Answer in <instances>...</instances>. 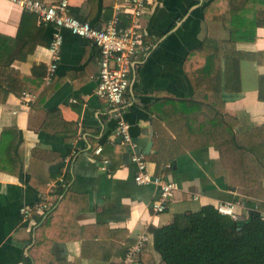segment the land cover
<instances>
[{"label": "crops", "instance_id": "1", "mask_svg": "<svg viewBox=\"0 0 264 264\" xmlns=\"http://www.w3.org/2000/svg\"><path fill=\"white\" fill-rule=\"evenodd\" d=\"M67 1L71 14L97 28L122 2ZM236 10L237 0H158L142 18L145 53L133 67L125 119L148 172L179 187L169 209L156 215L159 190L135 182L113 111L95 93L99 48L63 30L56 75L46 85L54 28L21 4L0 0V72L20 76L17 92L0 102V264H120L141 232L220 202L244 203L235 209L243 220L251 203L264 216V179L247 197L213 167L220 157L213 137L218 112L229 126L237 121L233 132L243 142L259 151L264 144V27L247 41L253 11L238 12L244 25ZM33 44L24 59L20 48ZM99 146L102 154L93 155ZM44 200L54 204L49 215L22 218L21 208ZM151 235L139 264H162Z\"/></svg>", "mask_w": 264, "mask_h": 264}, {"label": "trees", "instance_id": "2", "mask_svg": "<svg viewBox=\"0 0 264 264\" xmlns=\"http://www.w3.org/2000/svg\"><path fill=\"white\" fill-rule=\"evenodd\" d=\"M246 8L253 11V14L251 19H248L249 28L244 37L253 42L257 29L264 27V0H237L235 12ZM237 16L238 21L246 25V18L239 13ZM226 23L223 24L227 28ZM231 33L232 37H235L233 42H237L236 32L231 30ZM34 48L35 44L20 48L22 57L25 59ZM240 60L239 56L236 59L238 78ZM11 63L12 60L7 65L10 66ZM2 65L1 63L0 71ZM16 75L19 76L11 69L9 78L0 72V102L3 104L11 93L17 92L20 76ZM231 121L232 126L227 125L220 113H216V125L213 124L216 131L213 137L220 157L213 163V167L219 169L218 175L226 179L229 187H236L241 195L251 197L258 194V181L264 179V144L260 145L262 151H259V146L252 145L251 141L243 142V136L233 132L237 121ZM251 135L252 133L247 135V138ZM65 191L62 188L58 193L63 195ZM217 204L204 206L197 213L177 215L174 222L168 226L151 228L155 250L160 254L162 264H264L263 214L250 210L248 218L240 227L239 220L221 215ZM251 204L247 205L254 208Z\"/></svg>", "mask_w": 264, "mask_h": 264}, {"label": "built area", "instance_id": "3", "mask_svg": "<svg viewBox=\"0 0 264 264\" xmlns=\"http://www.w3.org/2000/svg\"><path fill=\"white\" fill-rule=\"evenodd\" d=\"M7 1L21 4L27 11L37 15L41 25L54 28L50 45L53 63L50 64L44 79L46 85L51 84L56 75L64 43L63 30L85 38L99 48L100 72L95 93L99 99L106 101L113 111L117 122L116 136L120 138L121 144L129 150L131 162L137 168L135 182L138 185H150L158 188L159 194L153 202L152 209L156 215L165 213L174 201L179 187L174 182L148 172L147 158L144 153L139 152L138 144L134 141L130 126L125 119L128 103L126 93L133 83V67L141 62L145 53L141 21L149 6L158 0H122L115 6L114 15L104 28H97L91 22L82 21L71 14L67 0L56 5H46L33 0ZM121 16L128 18L127 24H123ZM28 97V95L25 96V98ZM103 150V146H99L93 155H101ZM108 165L109 161L105 160L102 170L106 171ZM238 206L245 207V204L220 202L217 204V210L221 215L239 220L240 217L235 211ZM53 207L54 204L46 200L39 201L32 206L21 208L20 214L25 220L36 215L46 217ZM253 210L258 211V207L256 206ZM151 238L152 235L149 231L138 234L135 244L128 248L120 264H139Z\"/></svg>", "mask_w": 264, "mask_h": 264}, {"label": "water", "instance_id": "4", "mask_svg": "<svg viewBox=\"0 0 264 264\" xmlns=\"http://www.w3.org/2000/svg\"><path fill=\"white\" fill-rule=\"evenodd\" d=\"M119 141L121 142L120 139H119ZM238 224H239L240 227H242L243 224H244V220H243V219H239ZM240 229H241V228H240ZM240 229H239V230H240Z\"/></svg>", "mask_w": 264, "mask_h": 264}]
</instances>
